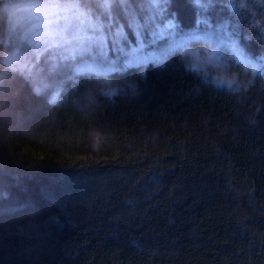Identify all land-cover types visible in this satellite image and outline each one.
<instances>
[{
    "label": "trees",
    "instance_id": "trees-1",
    "mask_svg": "<svg viewBox=\"0 0 264 264\" xmlns=\"http://www.w3.org/2000/svg\"><path fill=\"white\" fill-rule=\"evenodd\" d=\"M159 1L191 51L160 40L123 64L152 0H115L98 72L135 87L114 101L84 79L53 106L19 83L0 96V264H264V0ZM218 39L233 51L208 82L185 72ZM232 73L247 87L214 86Z\"/></svg>",
    "mask_w": 264,
    "mask_h": 264
},
{
    "label": "clouds",
    "instance_id": "clouds-1",
    "mask_svg": "<svg viewBox=\"0 0 264 264\" xmlns=\"http://www.w3.org/2000/svg\"><path fill=\"white\" fill-rule=\"evenodd\" d=\"M114 3L115 0H0V96L19 83L32 96L53 106L62 102L68 83L75 86L81 79L94 83L96 93L111 101L125 87H135L131 83H114L117 71L101 73L89 63L79 62L76 57L85 51L82 40L66 50L63 63L55 61L53 51L45 50L43 44L68 29L78 36L88 32L102 34L108 27ZM210 55L195 47L189 62L181 60L185 72L208 82L207 74L201 75L200 68ZM212 82L233 92L247 87L236 73L217 75ZM87 98L94 99L93 93L89 92Z\"/></svg>",
    "mask_w": 264,
    "mask_h": 264
},
{
    "label": "rangeland",
    "instance_id": "rangeland-1",
    "mask_svg": "<svg viewBox=\"0 0 264 264\" xmlns=\"http://www.w3.org/2000/svg\"><path fill=\"white\" fill-rule=\"evenodd\" d=\"M144 16L138 21L133 22V27L136 30L135 33L137 37H140L136 46H131L129 51H124L122 54L124 57L122 58V54H119L117 48H113V54L119 55L118 60H122L123 64L125 62H130L131 60H145L148 58L153 59L152 52L157 49V43L160 40H166L168 44H176L179 45L180 48L184 50L191 51V48L186 46L183 43L188 40V44L193 39V33L188 32H180L177 29V26L174 21L168 20L165 23H162L159 18V14L161 11V3L159 0H152L150 4L144 5ZM193 32V31H192ZM123 35L124 33L118 32V34ZM149 33L150 43L145 42L144 35ZM192 35V39H189V36ZM63 37V40L61 39ZM78 40L83 41V47L85 51L78 55L76 59L79 62H87L89 63L96 71L101 69L110 68L114 65L117 58H111L109 56V47L107 45V38L102 33L100 35L94 34L92 32H88L82 36H78V34L72 30L68 29L60 32L57 36H55L51 42L44 41L43 44L45 46V50H52L54 53L53 58L56 60L64 61V56L66 55V50L71 49L73 44H75ZM64 41H68L65 43ZM95 42V44H94ZM231 40L218 39L211 47H200V52L204 55H208L211 53L212 59L221 60L224 55V52L227 50L233 51L231 49ZM185 47V48H183ZM159 51V50H158ZM167 49L162 52H157L159 58L165 55ZM244 61H247L249 65L259 66L260 62L256 59L250 58L247 55H243ZM116 64V63H115ZM263 64V62L261 63ZM109 71V70H108Z\"/></svg>",
    "mask_w": 264,
    "mask_h": 264
},
{
    "label": "snow or ice",
    "instance_id": "snow-or-ice-1",
    "mask_svg": "<svg viewBox=\"0 0 264 264\" xmlns=\"http://www.w3.org/2000/svg\"><path fill=\"white\" fill-rule=\"evenodd\" d=\"M196 2H197V3H201L202 6L205 5V0H196ZM206 3H207V5H210V4L212 3V0H206ZM61 39L63 40V37H61ZM64 42L67 43L68 41H64ZM233 48H234V50L238 53V55H242L240 49L237 48L235 44H233ZM211 59H212V56L210 55V56L208 57V59L205 61V64H208L209 61H210Z\"/></svg>",
    "mask_w": 264,
    "mask_h": 264
}]
</instances>
